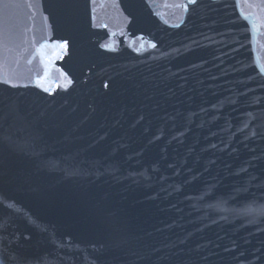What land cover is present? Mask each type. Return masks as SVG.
<instances>
[{"label": "water", "instance_id": "water-1", "mask_svg": "<svg viewBox=\"0 0 264 264\" xmlns=\"http://www.w3.org/2000/svg\"><path fill=\"white\" fill-rule=\"evenodd\" d=\"M262 211L264 0H0V264H264Z\"/></svg>", "mask_w": 264, "mask_h": 264}, {"label": "snow or ice", "instance_id": "snow-or-ice-1", "mask_svg": "<svg viewBox=\"0 0 264 264\" xmlns=\"http://www.w3.org/2000/svg\"><path fill=\"white\" fill-rule=\"evenodd\" d=\"M197 3V0H188V4H192V5H195ZM185 8H187V5H184ZM153 47H155V45H153ZM15 86V85H13ZM252 211V210H250ZM261 214H264V211H262Z\"/></svg>", "mask_w": 264, "mask_h": 264}]
</instances>
